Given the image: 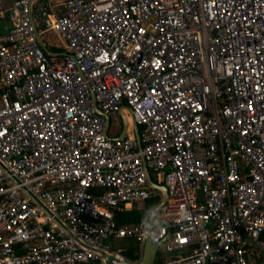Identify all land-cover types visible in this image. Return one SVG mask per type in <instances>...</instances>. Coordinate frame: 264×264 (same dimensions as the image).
I'll return each mask as SVG.
<instances>
[{"label": "built area", "instance_id": "2783aa9c", "mask_svg": "<svg viewBox=\"0 0 264 264\" xmlns=\"http://www.w3.org/2000/svg\"><path fill=\"white\" fill-rule=\"evenodd\" d=\"M0 20V264L134 262L111 238L264 264V0H0ZM147 175L151 227L117 223L161 194Z\"/></svg>", "mask_w": 264, "mask_h": 264}, {"label": "water", "instance_id": "95a60500", "mask_svg": "<svg viewBox=\"0 0 264 264\" xmlns=\"http://www.w3.org/2000/svg\"><path fill=\"white\" fill-rule=\"evenodd\" d=\"M38 44L42 47V49L44 50V52H46L47 54H54V52H50L46 49V47L42 44V42L40 41V39H37ZM98 112V111H97ZM104 118V126L107 127V117L105 115H102ZM122 130L120 131L118 137H122L123 132H124V128H125V121L122 120ZM132 130L133 133L135 135V137L137 138V126L136 124L133 122L132 120ZM147 179L148 181H150L151 185L156 188L157 190H159L161 192V198L159 200V202L150 209L148 217H147V227L150 228L153 222V218H154V214L155 211L158 209V207L164 202V200L166 199V189L163 185H159V184H155L151 181L149 175H147ZM160 248V250H162V247L159 246V244L157 243H151L149 240H145L143 245H142V250L141 253L139 255V258L137 260H135L134 262H127V261H123L119 264H153L154 263V257L156 255V250L157 248ZM110 256L106 257V263L110 264Z\"/></svg>", "mask_w": 264, "mask_h": 264}, {"label": "rangeland", "instance_id": "374dc122", "mask_svg": "<svg viewBox=\"0 0 264 264\" xmlns=\"http://www.w3.org/2000/svg\"><path fill=\"white\" fill-rule=\"evenodd\" d=\"M39 38L42 41V43L48 48H52V46H56V45H57V47H61V44L63 42L61 37L59 35H57L52 30H48L46 32L40 33L39 34ZM115 119H116L115 122H110L109 123L108 129H107V134L110 137H114L117 134L119 135L120 131L122 130L121 119L116 114H115ZM135 205L140 207L141 206V201H136ZM131 242H132V240L131 239H127V238H119V239L111 238V239H108L106 241V243L108 244L110 249L114 250V251H120L125 246L131 244ZM176 253H179V251L166 252V251L160 250V248L158 247L157 250H156V255L154 257V263H157L161 259H165V258H168L170 256H173Z\"/></svg>", "mask_w": 264, "mask_h": 264}, {"label": "trees", "instance_id": "16d2710c", "mask_svg": "<svg viewBox=\"0 0 264 264\" xmlns=\"http://www.w3.org/2000/svg\"><path fill=\"white\" fill-rule=\"evenodd\" d=\"M159 200H160V195L158 194L152 198L142 200L140 207L135 205V202H134L131 208L125 209L124 211H122L116 216L117 223L123 224V223L137 222L138 220L141 219L144 209L147 208L150 210L152 207H154L159 202ZM127 239L132 240L131 244L125 246L119 252L129 260H137L139 258V254L137 253V245L132 238H127Z\"/></svg>", "mask_w": 264, "mask_h": 264}, {"label": "crops", "instance_id": "0c3cea01", "mask_svg": "<svg viewBox=\"0 0 264 264\" xmlns=\"http://www.w3.org/2000/svg\"><path fill=\"white\" fill-rule=\"evenodd\" d=\"M0 23H4V20H2V21L0 20ZM55 48H57V45L55 46ZM127 119H128V118H127ZM127 119H126V120H127ZM129 121H130V120H129ZM125 123H126V121H125ZM159 193H160V192H159ZM160 195H161V194H160ZM132 204H133V203H132ZM132 204H131L127 209L131 208ZM142 216H143V215H142Z\"/></svg>", "mask_w": 264, "mask_h": 264}, {"label": "clouds", "instance_id": "9594fccd", "mask_svg": "<svg viewBox=\"0 0 264 264\" xmlns=\"http://www.w3.org/2000/svg\"><path fill=\"white\" fill-rule=\"evenodd\" d=\"M135 261V260H134Z\"/></svg>", "mask_w": 264, "mask_h": 264}]
</instances>
